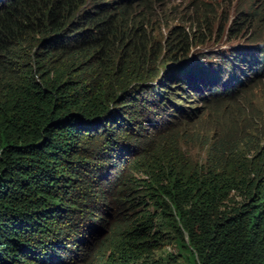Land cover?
Returning <instances> with one entry per match:
<instances>
[{"label": "trees", "instance_id": "1", "mask_svg": "<svg viewBox=\"0 0 264 264\" xmlns=\"http://www.w3.org/2000/svg\"><path fill=\"white\" fill-rule=\"evenodd\" d=\"M155 1L162 2L0 0V264H264V112L257 118L240 105L232 111L238 121L229 118L231 126L206 146L203 162L193 165L172 150L155 155L151 149L161 142L142 138L146 124L132 130L108 112L113 97L108 81L128 79L141 47L130 43L131 53L123 56L129 35L118 32L135 23L140 5ZM197 1L191 11L199 17L181 18L199 19L196 27L209 11L207 0ZM235 6L233 24L254 19L256 12ZM260 16L264 20V4ZM179 32L187 40V31ZM196 72L184 76L190 87ZM241 92L232 89L212 100L222 105ZM143 93L132 96L131 106ZM102 123L114 125L99 133L95 125ZM113 127L122 136L134 134L135 143L110 146L95 153L97 158L82 152L97 151L94 141L101 136L116 144ZM127 162L129 172L141 176L129 174L118 185ZM92 173L96 179L108 176L99 204L83 219L96 226L82 234L81 225L64 232L56 224L64 200L56 190L69 180L88 184ZM115 187V197H108ZM44 199L54 206L46 208ZM103 206L111 209L109 218L102 216ZM50 230L55 236L42 235ZM79 233L82 240L105 237L83 250L76 243ZM171 243L179 257H155ZM55 256L64 260L58 263Z\"/></svg>", "mask_w": 264, "mask_h": 264}, {"label": "rangeland", "instance_id": "2", "mask_svg": "<svg viewBox=\"0 0 264 264\" xmlns=\"http://www.w3.org/2000/svg\"><path fill=\"white\" fill-rule=\"evenodd\" d=\"M163 4H167L164 9H162ZM195 4H198L197 0H175L168 3L167 0H162L161 3L155 1V6L154 3L153 5L148 4V7L140 5L137 12L139 18L135 23L132 26L130 25L128 30H120L118 32V34L129 35L126 47L122 49L123 56L131 53L130 43L141 46L138 55L133 57L132 64L128 68L129 71L126 73L128 79L120 84H115L111 79L108 81L112 88L110 94L114 97L108 102L110 108L108 112L115 118L119 119L120 117L124 122L126 120L132 130L139 129L137 123L146 124L144 131H142L144 133L142 138L147 142H161L157 150L151 149L155 150V155L161 154L162 149L172 150L177 154V158L187 161L191 165L203 162L206 146L211 141L218 139L220 136L218 134L225 131L226 127L231 126L232 123L229 118L233 116L234 122L238 121L239 117L232 114V111L240 105H247L248 113L250 112L252 116L255 114L257 118L259 113L264 112V75H262L264 68L261 74L250 76L248 80H244L243 84L236 89L239 90L241 88L242 92L239 97L231 99L222 105L213 101L212 97L207 94V90L199 94L194 89L195 87L188 86L180 75V72H185L182 68L189 70L191 67L198 70L204 64L214 62L218 55L227 49L264 42V20H259L264 0H232L231 5H229V0H207L206 4L209 11L206 12L204 23L198 27H196V24L199 19L194 20V23L181 21V18L199 17L198 11H191ZM234 6L236 11L240 8L239 10L245 13L249 11L256 12L252 16L254 19L244 25L233 24L236 15L234 14ZM248 7L255 9L249 10ZM189 24H191V27ZM182 26L183 28H180ZM177 28L187 31V40H185L182 32H179L180 29L178 30ZM182 39L184 43H181ZM143 54L144 56H142ZM117 56L119 57L120 53ZM143 57L144 59L142 60ZM244 62L247 64L248 59L245 58ZM242 68L244 69V66ZM238 69L240 71L239 74H241L242 71L239 66ZM173 70L176 73V78L172 84L170 83L173 81L170 78V73ZM115 72L116 69L113 67L112 75ZM115 76L117 79L120 77L118 72ZM193 85L198 86V83L195 81ZM214 87L218 88L215 84ZM144 90L145 92L143 93ZM138 92L143 93V98H138L131 106L132 96H137ZM215 104L219 106L214 107ZM111 109L116 110L111 112ZM100 125L104 126L105 130L100 131ZM112 125L114 124L102 123L96 124L95 127H97L96 129L99 133H102L106 132L107 128H111L108 126ZM120 128L129 130L128 126L125 125ZM112 130L113 134H116L117 145L108 143V140L101 136V138H97L94 141L97 151L93 154L92 149L82 152H87V155H93L97 158L98 155H95V153L110 148V146L112 148L118 147L127 143L124 142L126 140L131 143L129 144L130 146L135 143L134 140L130 139L134 134L129 135L130 137L126 134L127 137H125L117 131L116 127H113ZM129 132L135 133L130 130ZM162 133L169 135L170 140L162 141ZM214 134L217 135L215 138H213ZM171 143L173 144L171 145ZM132 149L128 152H131ZM127 156L130 155L127 154ZM164 156L169 157L170 154L166 153ZM176 157L174 156V158ZM97 164L99 162L94 163V169ZM130 167L131 162L125 163L118 185L129 174L134 176L135 179L141 176L137 171H133L131 174L128 170ZM92 175L93 173L91 174L93 180L88 184L80 183L75 185L76 180H69V185L65 187L59 186L56 190L62 194L64 199L61 204H58V209L62 210V212L58 213L57 216L55 214L56 224L58 223L57 227H62L64 232H69V230L81 225L80 233H85L88 226L89 228L96 226V223L92 221L83 222V219L90 215L89 213L93 212V208L99 204L101 196L98 192L105 187V180L108 179V176L96 179V174L95 176ZM112 191V193L107 194L108 197H115L117 187L112 189ZM96 192L97 194H95ZM42 202H44L43 205L46 208L54 206V202H48L46 199ZM70 203H75L76 205L69 208L68 206L70 205L68 204ZM102 211V216L106 218H109L110 214H112L111 209L108 207L103 206ZM80 233L76 238L78 241L76 243L80 244L83 250H88L91 245L96 244L105 237L102 236L98 240L91 241L86 235L84 240H82L83 235H80ZM47 234L55 236V233L51 230L42 233V235ZM34 237L38 238L37 235H34ZM167 253H171L174 257H179L178 249L174 243L167 244L164 249L156 251L155 257H165ZM55 259L54 261L59 263L64 260V257L55 256Z\"/></svg>", "mask_w": 264, "mask_h": 264}, {"label": "clouds", "instance_id": "3", "mask_svg": "<svg viewBox=\"0 0 264 264\" xmlns=\"http://www.w3.org/2000/svg\"><path fill=\"white\" fill-rule=\"evenodd\" d=\"M261 47H264V42L252 45L248 44L243 47L236 46V48L223 51L214 62L204 64L202 68L198 70L190 67L189 70L185 69V72H179L183 81L186 83L184 76L190 72L197 71V76H194L198 86L193 85V87H195L194 89L197 90L199 94L207 90V94L210 95L212 99H217L221 95L225 96L229 90L235 89L236 92L241 91V88L239 90L236 89L243 84L244 80H248L250 76L261 74L264 68V54L261 53L263 51ZM245 58L248 59L247 64L244 62ZM238 66L242 71L241 74H239L240 71ZM243 66L244 69L242 68ZM262 75H264V72ZM170 78L173 81L176 78V73L174 71L170 73ZM214 84L218 86V88L214 87ZM87 221L91 220L86 219L83 222Z\"/></svg>", "mask_w": 264, "mask_h": 264}, {"label": "water", "instance_id": "4", "mask_svg": "<svg viewBox=\"0 0 264 264\" xmlns=\"http://www.w3.org/2000/svg\"><path fill=\"white\" fill-rule=\"evenodd\" d=\"M97 232V231H96Z\"/></svg>", "mask_w": 264, "mask_h": 264}]
</instances>
